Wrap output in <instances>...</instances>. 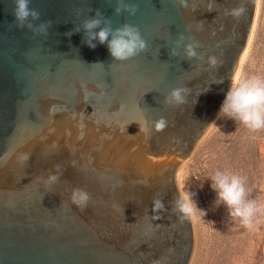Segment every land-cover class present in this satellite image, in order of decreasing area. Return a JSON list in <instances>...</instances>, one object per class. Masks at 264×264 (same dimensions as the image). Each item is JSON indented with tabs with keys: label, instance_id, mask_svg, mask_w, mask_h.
Wrapping results in <instances>:
<instances>
[{
	"label": "water",
	"instance_id": "95a60500",
	"mask_svg": "<svg viewBox=\"0 0 264 264\" xmlns=\"http://www.w3.org/2000/svg\"><path fill=\"white\" fill-rule=\"evenodd\" d=\"M126 2L135 16L115 15L116 0H30L34 26L52 22L41 35L17 27L13 0H0V264L190 262L194 228L175 211L176 174L218 116L258 0ZM96 10L113 28L136 26L148 50L117 62L106 44L89 48L83 29L66 35ZM180 35L196 58L183 45L171 55ZM177 87L186 103L165 105ZM74 189L90 195L83 209ZM154 199L164 211L152 212Z\"/></svg>",
	"mask_w": 264,
	"mask_h": 264
},
{
	"label": "rangeland",
	"instance_id": "374dc122",
	"mask_svg": "<svg viewBox=\"0 0 264 264\" xmlns=\"http://www.w3.org/2000/svg\"><path fill=\"white\" fill-rule=\"evenodd\" d=\"M244 54L235 81L264 80V0H258ZM214 122L176 174L179 192L192 193L198 208L207 212L190 218L194 246L189 264H264V129L252 131L223 116ZM217 172L242 179L245 202L253 205L247 223L230 217L222 201L216 204L210 179Z\"/></svg>",
	"mask_w": 264,
	"mask_h": 264
},
{
	"label": "clouds",
	"instance_id": "9594fccd",
	"mask_svg": "<svg viewBox=\"0 0 264 264\" xmlns=\"http://www.w3.org/2000/svg\"><path fill=\"white\" fill-rule=\"evenodd\" d=\"M17 27L28 28L34 33L46 35L47 30L52 26L51 21L40 23L34 26L32 22L40 20V13L30 7V0H13ZM183 4V0H178ZM138 11L137 5L126 2V0H116L114 8L115 15L127 13L128 16H135ZM242 9H234L232 14L239 16ZM84 31V43L94 49L98 42L107 46L113 61L127 62L148 50L147 41L141 36L140 30L131 24H123L118 28L111 26V21L107 19L99 10L95 15L83 20L80 27H75L72 32L66 33L71 36L74 32ZM98 30V31H97ZM183 45V58L191 60L198 56L196 47L192 43H185V37L180 35L175 41V47L171 50L172 56H177L175 49ZM207 63L209 67L215 68L220 61L215 55L209 56ZM187 90L184 88H173L164 98V104L168 106H180L186 103ZM225 119L246 126L252 131L264 129V80L251 78L237 80L229 87L225 98L220 106L218 118ZM215 124V122H213ZM167 127V121L163 118L155 121V131L161 132ZM219 130V129H218ZM58 175H50L46 181L51 185L58 181ZM211 188L216 192V204L222 201L230 217H238L244 223L253 211L252 203L245 202V188L240 177L217 172L211 179ZM192 193L188 191L179 192L175 199V211L180 214V219L191 218L199 213L201 218L207 215L203 209H199L192 199ZM90 195L83 189H74L71 195V202L78 208L87 206ZM165 210L162 200L154 199L152 212L159 213ZM158 218V217H155ZM214 223V222H210Z\"/></svg>",
	"mask_w": 264,
	"mask_h": 264
},
{
	"label": "bare ground",
	"instance_id": "6f19581e",
	"mask_svg": "<svg viewBox=\"0 0 264 264\" xmlns=\"http://www.w3.org/2000/svg\"><path fill=\"white\" fill-rule=\"evenodd\" d=\"M257 7H258V2H257ZM256 15H257V8H256V14H255V18H254V22H253V26H252V30H251V33H250V37H249V40H248V43H247V46H248V44H249V41H251V37H252V32H253V27H254V24H255V20H256ZM247 46H246V49H247ZM246 49H245V51H246ZM245 51H244V53H245ZM243 53V55H242V57H241V60H242V58L244 57V54ZM241 60H240V62H241ZM239 65H240V63H239ZM239 67V66H238ZM236 76V75H235ZM235 82V77H234V80H233V83Z\"/></svg>",
	"mask_w": 264,
	"mask_h": 264
}]
</instances>
